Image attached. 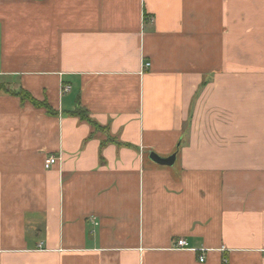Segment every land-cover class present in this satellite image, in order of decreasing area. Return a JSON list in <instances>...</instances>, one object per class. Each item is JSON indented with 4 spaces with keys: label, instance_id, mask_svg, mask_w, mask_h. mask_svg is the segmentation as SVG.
<instances>
[{
    "label": "crops",
    "instance_id": "1",
    "mask_svg": "<svg viewBox=\"0 0 264 264\" xmlns=\"http://www.w3.org/2000/svg\"><path fill=\"white\" fill-rule=\"evenodd\" d=\"M0 264H264V0H0Z\"/></svg>",
    "mask_w": 264,
    "mask_h": 264
},
{
    "label": "trees",
    "instance_id": "2",
    "mask_svg": "<svg viewBox=\"0 0 264 264\" xmlns=\"http://www.w3.org/2000/svg\"><path fill=\"white\" fill-rule=\"evenodd\" d=\"M5 89V88H4ZM22 99H29L31 102H33L35 105H44L45 107L48 108V111L51 113V114H57V111L53 110L52 108H50L48 105H46V103H43V102H40V101H37L34 97H32L27 91H20L18 93ZM72 115H75V116H78L79 118H81L82 120H85L87 122H89L90 124H92L96 129L99 127L95 121L92 120V118L90 117L89 113H88V110L81 106L80 104L76 107L75 110L71 111L70 112ZM110 140H113V139H110Z\"/></svg>",
    "mask_w": 264,
    "mask_h": 264
},
{
    "label": "built area",
    "instance_id": "3",
    "mask_svg": "<svg viewBox=\"0 0 264 264\" xmlns=\"http://www.w3.org/2000/svg\"><path fill=\"white\" fill-rule=\"evenodd\" d=\"M149 65H150V63L147 62L146 63V66H149ZM69 89H70V86H68V85L64 87V90L65 91H68ZM57 160H58V157L57 156H55V155L49 156L46 159V161H45V167L46 168H50L53 164L56 163ZM176 247H179V248H187L188 247V243H187V241L185 239L180 238L177 241ZM204 260H205V256L203 254L200 255V261L203 262Z\"/></svg>",
    "mask_w": 264,
    "mask_h": 264
},
{
    "label": "water",
    "instance_id": "4",
    "mask_svg": "<svg viewBox=\"0 0 264 264\" xmlns=\"http://www.w3.org/2000/svg\"><path fill=\"white\" fill-rule=\"evenodd\" d=\"M150 158L152 160H154L155 162L160 163V164H172L175 156L172 155L170 157L164 158V157H161V156L157 155L156 153L152 152L150 154Z\"/></svg>",
    "mask_w": 264,
    "mask_h": 264
}]
</instances>
